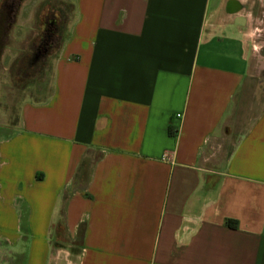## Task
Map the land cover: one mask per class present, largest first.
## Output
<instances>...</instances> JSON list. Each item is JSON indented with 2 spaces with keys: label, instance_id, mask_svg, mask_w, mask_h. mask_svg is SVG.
Instances as JSON below:
<instances>
[{
  "label": "crops",
  "instance_id": "0c3cea01",
  "mask_svg": "<svg viewBox=\"0 0 264 264\" xmlns=\"http://www.w3.org/2000/svg\"><path fill=\"white\" fill-rule=\"evenodd\" d=\"M70 4L50 92L0 128V264H264V0Z\"/></svg>",
  "mask_w": 264,
  "mask_h": 264
},
{
  "label": "rangeland",
  "instance_id": "374dc122",
  "mask_svg": "<svg viewBox=\"0 0 264 264\" xmlns=\"http://www.w3.org/2000/svg\"><path fill=\"white\" fill-rule=\"evenodd\" d=\"M72 0H23L22 8L19 12L17 24L11 32L10 47L14 51H5L3 54L2 62L0 64V128L6 134L13 133L18 125L19 112L22 104L28 100L39 101L45 99L50 92L51 83V65L56 53L58 52L62 38L56 39L54 49L50 53L49 68H45L46 71L41 72L37 76L23 75L27 72L26 68H23L20 74L18 68H11L12 62L16 59L17 54H22L26 51L29 41L37 31L39 26L37 19L41 15V10L45 9V14L50 8L57 6H70ZM67 27V26H66ZM22 33L21 39L15 40L14 34ZM20 70V71H21ZM26 70V71H25ZM264 80V72L261 74V78ZM97 156L96 152L89 155V158L94 159ZM63 233V230H61ZM61 233V247L60 249H69L63 244L72 245L75 242H71L70 238L64 236ZM55 240L54 236H52ZM63 249V250H65ZM68 251V250H65Z\"/></svg>",
  "mask_w": 264,
  "mask_h": 264
},
{
  "label": "flooded vegetation",
  "instance_id": "af4514ba",
  "mask_svg": "<svg viewBox=\"0 0 264 264\" xmlns=\"http://www.w3.org/2000/svg\"><path fill=\"white\" fill-rule=\"evenodd\" d=\"M22 4L23 0H0V64L2 62L3 52L10 45V35L17 23ZM40 22L42 24L39 31L33 34L26 51L20 54L10 66L11 68H18L19 74L24 72L22 71L23 68H26L28 71L23 73L24 76H37L41 72L43 73L46 71L45 68H49V66L45 67V65L49 63L50 53L54 49L55 43L52 42L54 32H50L49 29H46L48 34L45 35V28L42 26L43 24L47 28L48 26H56L57 31L59 27L55 24V19L51 15L46 16L44 20L41 19Z\"/></svg>",
  "mask_w": 264,
  "mask_h": 264
},
{
  "label": "trees",
  "instance_id": "16d2710c",
  "mask_svg": "<svg viewBox=\"0 0 264 264\" xmlns=\"http://www.w3.org/2000/svg\"><path fill=\"white\" fill-rule=\"evenodd\" d=\"M46 7L43 8V10H41V15L38 17L37 19V24L40 28L41 26V19H46V16L51 15L54 19H55V24L59 27V30H56V26H48V28L46 26H43L45 28L44 33L45 35L48 34V32H46V29H49L50 32H54V38H53V43H55L56 39H59L62 37L64 31L66 30V26L67 23L70 21L71 17H72V11H73V6H66V7H62V6H57L53 8H50L48 11V14L44 13L45 12ZM44 22V21H43ZM46 40V38H45ZM91 154V152H89V155ZM89 155H87L83 161L81 162V164L79 165V168L77 170V173L75 175V186L78 188H82L84 189L89 181L90 178V174H91V170L93 165L101 158V154H97V156L94 159L89 158ZM232 226V225H231ZM61 230H63V233L61 232ZM61 233L64 234V236H66L67 238H69V236L67 235L66 229L65 227H63L62 223L59 224L52 233V236H54L56 241H61ZM86 233V224L83 223L79 226V230H78V236H77V240H76V244H80L85 236Z\"/></svg>",
  "mask_w": 264,
  "mask_h": 264
},
{
  "label": "built area",
  "instance_id": "2783aa9c",
  "mask_svg": "<svg viewBox=\"0 0 264 264\" xmlns=\"http://www.w3.org/2000/svg\"><path fill=\"white\" fill-rule=\"evenodd\" d=\"M177 117L180 118L181 117V114H178Z\"/></svg>",
  "mask_w": 264,
  "mask_h": 264
},
{
  "label": "water",
  "instance_id": "95a60500",
  "mask_svg": "<svg viewBox=\"0 0 264 264\" xmlns=\"http://www.w3.org/2000/svg\"><path fill=\"white\" fill-rule=\"evenodd\" d=\"M1 51V50H0Z\"/></svg>",
  "mask_w": 264,
  "mask_h": 264
}]
</instances>
